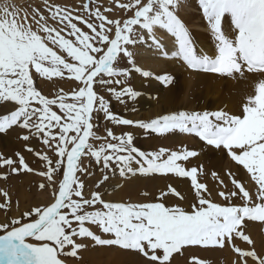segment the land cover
<instances>
[{"label": "snow or ice", "instance_id": "6c2138e0", "mask_svg": "<svg viewBox=\"0 0 264 264\" xmlns=\"http://www.w3.org/2000/svg\"><path fill=\"white\" fill-rule=\"evenodd\" d=\"M195 2L215 41L213 54L198 48L181 16L182 10L192 8L193 0L118 3L122 11L132 12L123 20L108 19L97 8L90 16L98 24L83 21L91 34L82 32L69 15H63L61 22L67 21L65 27L70 29L67 39L60 31L41 23L44 17L38 9L32 20L39 25V32L24 22L26 12L20 17L14 6L0 7V109L14 105L12 110L0 114V134L19 128L25 142L32 138L42 140L56 157L53 160L48 155L40 156L47 167L40 175L48 178L50 186L56 183L53 177L62 171L58 189H54V202L25 211L23 219L28 222L15 218L0 224V231L4 232L0 235V264H64L59 257L66 248L71 249L66 254L75 257L77 250L84 247L76 243L77 237L90 239L96 245L137 251L147 258L148 264H170L173 254L185 247H224L234 237L249 245L253 243L244 234L243 223H264V79L255 84L254 94L246 97L242 115L224 110H178L148 120H133L111 110L113 99L122 105L135 104L143 95L130 83L133 73L166 86L176 83L169 73L154 74L141 67L137 63L143 55L141 48L177 60L195 73L241 79L246 72L264 75V0ZM59 12L56 6L52 15ZM157 32L163 34L164 40ZM121 60L125 61L124 66ZM33 70L38 77L63 78L66 72L81 86L70 98L61 94L49 99L34 86ZM55 106L60 114L53 110ZM101 116L113 127H134L158 137L194 136L202 142V148L161 147L144 151L136 146L135 133L117 134L112 129L101 140L94 130L99 124H93V119L99 121ZM95 140L101 141L98 146L91 142ZM202 152L227 155L242 166L258 186L255 199L259 202H254L235 178L232 183L238 191L219 194L225 200L242 198V206H223L206 198L207 188L198 181V168L189 169L181 163ZM85 158L88 166L82 163ZM92 163L102 173L97 188L110 179L109 172L120 177L130 173L174 174L190 179L197 203L188 211L162 202H107L100 191H92L91 198H85V184L78 174L89 175ZM0 164L11 166L13 160L0 157ZM19 170L31 171L22 157L20 169L12 168L14 173ZM171 194L180 195L174 189ZM165 195L160 193L161 198ZM96 205L101 207L95 208ZM89 207L95 210H87ZM93 226L112 238H101ZM28 238L37 243H27ZM234 251L240 258L237 264H248V258L253 264H264V255L255 250L235 247Z\"/></svg>", "mask_w": 264, "mask_h": 264}, {"label": "rangeland", "instance_id": "374dc122", "mask_svg": "<svg viewBox=\"0 0 264 264\" xmlns=\"http://www.w3.org/2000/svg\"><path fill=\"white\" fill-rule=\"evenodd\" d=\"M127 2H129V0H28V3L23 4V6H18L17 4L23 2H16V0H0V7L5 4L12 5L19 11L20 17H23L24 13L26 12L28 16L27 20L24 22L30 24L33 27V30H38L39 32V25H37L36 22L32 20L33 12L38 9L40 11V14L44 17V20L41 21V23H46L47 27L60 31L61 35H63L67 39L69 38L68 32L70 29L65 27L67 21L61 22V16L69 15L72 18V22L77 23V26L81 29L82 32L91 34V30L83 22L85 20H88L89 22H95L97 24L99 23L98 20H95L94 17L90 16L91 12H94L98 8L108 19L123 20L126 16L130 17L132 15V12L122 11L119 7H117V4ZM85 4L89 5L87 9L84 7ZM56 6H59L60 12L56 16H53L52 12L55 10ZM20 17H18V19ZM76 17H81L82 19L77 20ZM207 32L208 34H210L209 31ZM40 34H42V32H40ZM193 37L197 41L195 36ZM72 39H75V37H72ZM209 39L212 40V43H215L212 37H210ZM56 50L59 53V50ZM120 64L121 66H124L125 61L121 60ZM144 69L148 70L147 68ZM32 74L34 77V86L38 91L41 92L42 95L49 99H56L61 94H64L70 98L72 93L77 91L81 86L79 82L74 80V78L69 77L66 72L63 78L38 77L35 74L34 70ZM187 75L189 76L190 73L188 72V74H186V77H188ZM203 75L211 81L214 79V77H219L215 74ZM253 76H256L257 78L259 77L258 73H253ZM134 77H137L138 81L135 80ZM132 79L130 83H132L134 87H146V91L149 88L147 81H145L141 76L133 73ZM181 79H183V76L181 77ZM237 79L238 78L228 79L219 77L218 80L220 85H218L217 88L214 87L211 83L207 86L205 83H197L195 85L192 84L193 88L192 86L187 87L186 91L183 89L181 90V92H179L180 94L178 92H170V89L174 91H176L178 88L181 89V86H179V83H177V81L172 86H166L161 83L160 87L166 90V96H163V99L161 98L160 100L158 98V93L148 91L151 95L148 94V96L145 97L147 101L145 105H143L142 103H137L133 106H130V104L122 105L113 99L111 103V110L116 114L134 120H137L134 118L135 116L145 115V113L149 112V109L156 108V106L160 109V111H163L158 114H167L170 113L167 111L173 110H224L229 114L242 115V106L243 103L246 102V100L243 99L241 102L231 101V90L233 85L236 86ZM258 80H260V78H258ZM258 80L256 79V81ZM97 91L101 92L99 88H97ZM145 92L143 93V95L145 94ZM101 94L107 96L106 92H101ZM9 105L7 106L6 110L0 109V114H3L4 111H10L14 108V105ZM228 106L231 108L229 109ZM133 108H135L136 110L133 111ZM53 110H57L58 114H60L58 106H55ZM97 123L99 124V127L94 128V130L101 138V140H104L106 138V132L109 129H112L117 134L121 132H133L138 138V140L135 141L136 146L144 151H154L158 150L161 147L167 148L169 150H178L181 146H186L189 149L196 150L202 148V142L194 136L193 142L195 147L194 145H188L185 141L184 143H182V140L178 139L174 135L158 137L156 135L142 133L140 129L134 127H113V125L109 122H106L102 116L100 117L99 121H97L95 118L93 119V124L96 125ZM20 135L21 130L19 128L8 132L7 135L0 134V157H3L5 159L10 158L13 160V164L11 166L0 164V205H4V207H0V224L10 223V221L15 218H22L23 222H28L27 219H23V213L25 211H30L34 206H47L55 197L56 191H54V189H58V182L62 179L61 171L60 175H55L53 177L56 183L51 184L50 186L48 178L46 176L40 175V173L47 171L46 162H43L40 159V156L48 155L50 158L55 160L56 157L54 153L42 143L41 139L32 138L30 141L25 142L22 138H20ZM91 142L98 146L101 141L95 140ZM196 147H199V149H197ZM20 157L23 158L25 164L29 169H31V171L19 170L15 173L12 171L13 167L20 169ZM82 163L83 165L88 166L87 158H85ZM181 163L183 164V166L189 169L193 166H196L198 168V181L206 185L207 192H205L204 195L212 202L219 203L223 206L243 205L244 201L242 200V198H230L229 200H225L219 194L222 191L226 193L230 191H238V189H236L232 183L233 178L243 184L245 190L249 191L252 195L254 202H259L255 199L258 186L255 185V183L251 180L250 174H248L242 166H238L235 164V162H232L227 155H220L219 153L209 155L206 152H202L200 155H198V157L191 158L187 162ZM133 167H135V165H133ZM213 173H215L216 175H213ZM229 173H231V175H229ZM17 174H19L20 177H23V174L30 175L33 179L32 188L34 190V193L29 204H26L27 201H25L21 205H19L18 203L17 197L19 198V196H17V194L19 193L18 191L21 189V186L23 187L25 181L19 180L18 182L11 184V178ZM78 175L85 184V188L83 190L84 197L91 198L90 193L92 191H100L103 194V197L104 195L113 194L114 190L109 192L108 189L110 187L111 181H113V178H119V180L123 182L126 179H133L135 176H139L141 174L130 173L126 174L124 177H120L117 174L114 177L112 173L109 172V181L107 183L100 184L99 188H97V184L102 181V173L95 163H92L89 166V175ZM147 177L157 179L161 185L154 188L153 191L149 193L146 190H142V193L139 192L141 196L144 195L146 197L148 195V199L146 198L141 201H130V199H128L126 200V203L139 204L149 202H162L165 204V206H180L188 211H191L192 206L197 203L196 197L194 195V190L191 187L189 178L177 177L174 174H172V178L174 179L167 178L165 174L147 175ZM98 180L101 181L99 182ZM41 185H43V187H41ZM171 189H174L175 192L179 193L180 195L171 194ZM161 192L166 193L165 197H160ZM149 194H152V197H150ZM103 199L107 202H114L110 201L107 198ZM100 207V205L95 206V208ZM87 210L95 209L89 207ZM34 218L35 217H32V219ZM92 230L94 231V233L101 235V238H112L108 234L101 233L100 230L95 226L92 227ZM243 231L245 235L250 236L253 242L251 245L240 238L234 237L232 243L226 244L224 247H185L181 250L180 253L173 254V257L170 259V264H200L201 261H203V264H237L240 258L234 251L235 247H238L241 250H255L258 255H264V223L245 221L243 223ZM2 233L4 232L0 231V235ZM26 242L37 243L31 238H28ZM76 243L82 244L84 245V247L77 250V255L75 257L67 255L66 253L70 252L71 249L66 248L65 254L59 257L64 261V264H113L111 261L103 262L105 261V259L111 257H113L114 263L116 264H120L118 260H121V264H148L147 258L134 250H127L132 252L129 259L127 260L122 255L120 256L118 254H115L113 256L115 249H121L118 246L96 245L90 239H81L79 237L76 238ZM133 252L138 254L136 255ZM248 264H253L251 258H248Z\"/></svg>", "mask_w": 264, "mask_h": 264}, {"label": "bare ground", "instance_id": "6f19581e", "mask_svg": "<svg viewBox=\"0 0 264 264\" xmlns=\"http://www.w3.org/2000/svg\"><path fill=\"white\" fill-rule=\"evenodd\" d=\"M59 1H63V0H59ZM16 2H23V3L17 4L18 6H23V4L28 3V0H16ZM28 7H29V5H28ZM181 16L184 19L186 26L190 29V32L192 33V35L195 36V38L197 39L198 48L202 49L203 52H205L206 54H213L214 43H212V40L209 39L211 37V35L208 34V32H207V31H209V29L206 25V21L202 17L201 11L196 6L195 0H193L192 8H190L188 10H182L181 11ZM222 24H223V22H222ZM157 35L160 36L162 40H164V36L162 33L157 32ZM165 43L167 44L166 40H165ZM141 52L143 54L142 58L137 61V63L140 66L147 68L148 70H151L154 74L169 73L175 78V81H177V83H179V86H181V89L178 88L176 91H174V90L169 88L170 92L172 91L174 93H176V92L179 93L183 89L186 91L187 87H191L192 84L195 85L197 83H201V84L205 83L206 86L211 83L216 88L218 87V85H220L219 80H218L220 76L214 77V79L211 81L210 79L205 77L202 73L196 74L195 72L188 70L181 62H179L177 60H174L171 58H163L159 52H156L154 50H147L145 48H141ZM188 72L190 73V75L189 76L187 75L188 77H186V74H188ZM258 75H259L258 78H260V79L264 78V75H261V74H258ZM182 76H183V79H181ZM255 77L256 76H253V73H247V72L245 73L244 78L241 79V78L237 77L238 79L236 82V86L233 85L232 90H231L232 91V94H231V98H232L231 101L232 102H235V101L241 102L243 99L246 100V97L248 95H251L252 93H254L255 84L257 82H259L258 78L256 77V79L258 80V81H256ZM134 79L137 80V77H134ZM147 83H148V87H149L147 89V91H146V87H136V86L134 87L138 90H141L144 92L146 91L144 94L145 96L144 95L141 96L135 104L142 103L143 105H145L147 103L145 97H147L148 94H150L149 92L158 93L159 94L158 98L160 100L163 96H166L165 95L166 90H164L160 87L161 83L157 82L155 79L148 80ZM132 86H133V84H132ZM192 88H193V86H192ZM133 105L134 104H130V106H133ZM141 106H140V108H141ZM136 108H138V107H136ZM230 108L231 107H229V109ZM148 111L149 112L145 113V115H138V113H137L138 116H135L134 118L135 119L148 120L151 117L155 118L159 115H162V114H158V113L163 112V111H160V109L157 106H156V108L149 109ZM173 111H176V110H173ZM167 112H172V111H167ZM181 135L177 134L174 136L177 137L178 139L182 140V143H184V141H185V142H187L188 145H194V142H193L194 137L193 136H188V135H182L181 136ZM136 140H138V138ZM179 142H178V144H179ZM173 144H174V142H173ZM194 147H195V145H194ZM196 148L199 149V147H196ZM165 175L167 178L174 179V178H172V174H165ZM19 178H21V179H19ZM19 180L25 181V183L23 184V187L21 186V189L18 191L19 193L17 194V196H19V198H20L19 199L17 197L18 203H19V205H21L25 201H27L26 204H29L31 199H32L33 193H34V190L32 188L33 179L31 178L30 175H24L23 174V177H20V175L17 174L11 178V182H12L11 184L18 182ZM119 181H120L119 178H113V181H111L110 187L108 189H109V192L114 190V193L111 195H104L103 198H107L110 201H114V202H124V203H126V200H128V199H130V201H141V200H144L146 198L148 199L149 196L147 194H146L147 195L146 197L144 195L141 196L139 194V192L142 193V190H146L149 193V192H152L154 188L161 185L157 179L149 178L147 176H142V175L135 176L133 179H129V180L126 179L123 182L122 181L119 182ZM107 182H103L101 184H104ZM149 195H150V197H152L151 196L152 194H149ZM54 199H55V197L52 199V201L50 203L54 202ZM23 206H25V205H23ZM2 234H4V233H2ZM131 253H132L131 251L122 250V249H115L113 256L115 254H118L120 256L122 255L123 257H125L128 260ZM133 253H135V252H133ZM135 254L137 255L138 253H135ZM109 261H111L113 264H116V263H114L113 257L107 258L103 262H109ZM118 262L121 264V260H118Z\"/></svg>", "mask_w": 264, "mask_h": 264}]
</instances>
